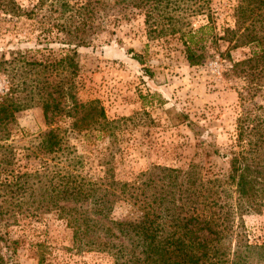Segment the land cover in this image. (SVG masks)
<instances>
[{
    "label": "trees",
    "instance_id": "obj_1",
    "mask_svg": "<svg viewBox=\"0 0 264 264\" xmlns=\"http://www.w3.org/2000/svg\"><path fill=\"white\" fill-rule=\"evenodd\" d=\"M236 1L232 28L217 35L209 0H35L25 8L0 0L1 16L24 20L34 33L32 48L0 55L7 79L0 98V264H18L20 241L7 230L45 217L70 230L75 252L106 253L114 264H264V245L250 243L236 223L264 203V106L255 101L264 92V0ZM200 15L206 24L193 28L190 20ZM137 18L148 41L176 40L190 67L212 53L230 64L227 77L240 84L239 110L221 154L223 175L203 178L195 165L184 171L152 166L132 182L114 179V144L131 119L108 120L97 100L78 101L77 49L108 43L120 23ZM218 42L225 45L221 52ZM239 48L248 53L231 61L229 53ZM131 58L141 64L139 54ZM31 107L40 109L46 129L17 154L14 114ZM102 138L109 140L110 159L99 162L101 175L92 178L76 150L88 156L85 146ZM17 155L36 165L15 171ZM147 187L156 190L146 196ZM119 200L141 213L112 219ZM35 247L37 264H44L42 244Z\"/></svg>",
    "mask_w": 264,
    "mask_h": 264
},
{
    "label": "rangeland",
    "instance_id": "obj_2",
    "mask_svg": "<svg viewBox=\"0 0 264 264\" xmlns=\"http://www.w3.org/2000/svg\"><path fill=\"white\" fill-rule=\"evenodd\" d=\"M15 2L25 8L35 0ZM236 4V0H209L208 14L214 34L232 28ZM190 21L193 28L206 24L204 15ZM32 34L24 20L0 15V55L7 58L9 51L32 48ZM224 47L223 43H217L220 52ZM51 49L56 52L55 46ZM247 53V48L233 50L229 53L230 60H240ZM133 54L140 55L141 64L131 58ZM212 54L201 65L190 67L176 40L148 41L139 18L120 23L108 43L77 49L78 101L97 100L108 120L131 119L120 125L110 160L116 181L132 182L152 166L184 171L195 165L203 178L226 172V160L221 154L230 141L239 110L240 84L238 79L227 77L230 64ZM34 56L41 58V54ZM5 81L6 77L0 73V98ZM255 101L264 106V92ZM177 114L185 116L182 122L175 119ZM14 124L12 140L21 147L17 154H24L20 149L28 146L32 135L46 129L38 107L15 113ZM71 144L75 141L71 140ZM109 147L107 138L94 141L85 146L87 156L77 146L76 152L84 157L83 171L87 176L101 175L99 162L110 159ZM212 150L219 153H210ZM15 158V171L23 170L24 164L36 165L35 160L20 155ZM155 190L147 187L143 193L149 196ZM136 206L131 201L119 200L113 204L110 216L115 220L135 218L141 213ZM236 223L250 243L264 245V203L257 212L244 213ZM7 232L10 238L20 241L13 256L18 264H37L35 244H42L44 264H114L106 253L75 252L70 230L52 217L12 227Z\"/></svg>",
    "mask_w": 264,
    "mask_h": 264
}]
</instances>
